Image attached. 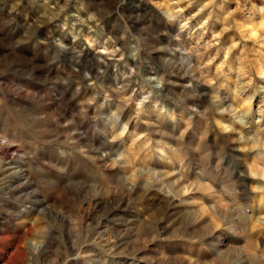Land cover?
I'll return each mask as SVG.
<instances>
[{"label": "rangeland", "instance_id": "1", "mask_svg": "<svg viewBox=\"0 0 264 264\" xmlns=\"http://www.w3.org/2000/svg\"><path fill=\"white\" fill-rule=\"evenodd\" d=\"M0 264H264V0H0Z\"/></svg>", "mask_w": 264, "mask_h": 264}]
</instances>
